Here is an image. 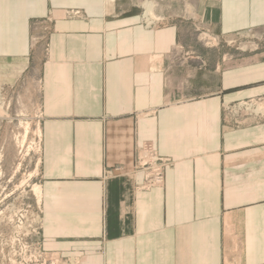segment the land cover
<instances>
[{"label": "crops", "instance_id": "1", "mask_svg": "<svg viewBox=\"0 0 264 264\" xmlns=\"http://www.w3.org/2000/svg\"><path fill=\"white\" fill-rule=\"evenodd\" d=\"M201 19L217 38L262 36L264 0H205ZM189 27L169 16L146 28L126 0H0V80L39 73L44 253L264 264V110L222 112L264 109V49L226 60ZM143 142L172 160L161 186L133 168Z\"/></svg>", "mask_w": 264, "mask_h": 264}, {"label": "rangeland", "instance_id": "2", "mask_svg": "<svg viewBox=\"0 0 264 264\" xmlns=\"http://www.w3.org/2000/svg\"><path fill=\"white\" fill-rule=\"evenodd\" d=\"M126 1L139 10L141 24L146 28L161 25L169 16L190 22L189 29L195 45L219 46L228 53L224 56L226 60H232L236 54H253L264 49V34L261 36L251 29L219 38L211 34L201 19L205 0ZM146 2L152 5L151 13L147 14L153 19L150 24L142 20L143 14L148 13L144 7ZM65 15L77 17L81 12L70 9L65 11ZM7 74L8 71L0 70V79ZM38 75V70L21 72L14 85H3L0 80V264H80L76 257L61 258L47 254L39 246L41 205L38 190L41 196L42 175ZM242 102L256 103L245 100L222 104L224 116L232 118L243 113L245 116L256 115L252 110L232 111L234 105ZM263 110L260 107L257 114ZM159 157L169 159L166 167L171 165L170 158ZM135 158L136 148L133 168ZM116 170L119 171L118 168Z\"/></svg>", "mask_w": 264, "mask_h": 264}, {"label": "built area", "instance_id": "3", "mask_svg": "<svg viewBox=\"0 0 264 264\" xmlns=\"http://www.w3.org/2000/svg\"><path fill=\"white\" fill-rule=\"evenodd\" d=\"M150 17L145 13L142 16V20L146 24L153 23V19ZM241 109L252 110L254 114L259 112L255 102L253 104H247L245 102L238 103L233 106L232 111L238 112ZM169 163V159L160 158L154 148L147 142H143L136 147L134 169L144 173L145 187L162 185L164 181V168Z\"/></svg>", "mask_w": 264, "mask_h": 264}, {"label": "bare ground", "instance_id": "4", "mask_svg": "<svg viewBox=\"0 0 264 264\" xmlns=\"http://www.w3.org/2000/svg\"><path fill=\"white\" fill-rule=\"evenodd\" d=\"M144 7L146 8V11L148 12L147 14L151 13V7H152L151 3L146 2L144 4ZM38 197H40L39 190H38Z\"/></svg>", "mask_w": 264, "mask_h": 264}]
</instances>
